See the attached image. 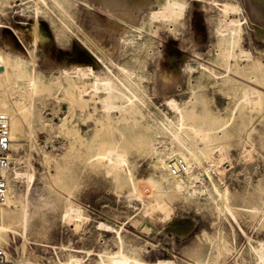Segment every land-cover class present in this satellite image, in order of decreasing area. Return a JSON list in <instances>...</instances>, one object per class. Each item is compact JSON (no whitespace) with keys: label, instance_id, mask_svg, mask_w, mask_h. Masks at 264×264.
<instances>
[{"label":"rangeland","instance_id":"rangeland-1","mask_svg":"<svg viewBox=\"0 0 264 264\" xmlns=\"http://www.w3.org/2000/svg\"><path fill=\"white\" fill-rule=\"evenodd\" d=\"M106 1L120 0H0V61L6 70L0 96L13 110L20 109L11 93L15 64L38 47L36 103L44 122H36L30 133V115L17 117L21 126L14 133L25 139H12L14 170L31 164L35 177L26 258L17 250L24 242L22 224L5 221L0 229L9 263L68 264L77 256L83 264H103L124 252L137 264H264L255 250L264 242V34L255 31H264V17L253 0H181L183 16L153 20L152 6L130 0L128 6L137 11L121 20ZM156 2L159 9L162 3ZM224 3L240 9H230L232 14L224 11ZM229 16L247 19L233 42L221 32ZM75 32L104 48L113 62L106 58L108 69L96 64ZM242 50L250 57L237 55ZM133 56L144 74L138 79V99L162 122L138 101L142 114L135 110L117 118L78 84L77 69L90 65L95 74L125 80L121 67ZM250 88L258 94L249 102L244 97ZM171 99L185 107L188 144L220 192L228 193L230 210L208 180L199 185L213 198L207 192L163 189L168 172L161 160L184 150L167 131L177 132L182 123L166 103ZM148 117L155 130L141 146L140 128ZM196 125L208 130V144ZM159 129L174 145L155 141ZM190 162L192 173L202 177L196 162ZM20 186L23 190L26 184Z\"/></svg>","mask_w":264,"mask_h":264},{"label":"bare ground","instance_id":"bare-ground-1","mask_svg":"<svg viewBox=\"0 0 264 264\" xmlns=\"http://www.w3.org/2000/svg\"><path fill=\"white\" fill-rule=\"evenodd\" d=\"M129 1L130 0H120L118 3L115 2L112 5L108 4V3H110L109 1H106V3H107V7H112V9H114V10H110L109 12H113L114 13L113 16L122 20L125 17H127V18L133 17L132 16V15H134L133 13H136V11H137L136 9L135 10L132 9L133 7L130 8V6H128ZM156 1L162 3L161 7L159 9H157V8L155 9V7H154L153 3ZM139 2H140L141 6L143 4L147 5L148 7L152 6L151 17L153 20H155V19L158 20V19H160V17L163 19L164 18L168 19L170 21L175 20L177 17L183 16L185 11H186V6L181 0H139ZM253 3H254V7H255L258 15L261 17H264V0H253ZM140 5H139V7H140ZM58 7L61 9V11L63 13H66L64 11V9L62 8V5L59 4ZM139 7H138V9H139ZM222 7H223L224 11L229 10V12H231L230 9L231 10L233 9L234 10L233 12H236L235 10L239 11V9H240L239 5H234L231 3H224V4H222ZM224 13H226V12H224ZM223 16H224V14H223ZM225 16H228V15L225 14ZM68 18L70 19L72 24H76L71 17L68 16ZM223 18L225 20V17H223ZM229 18H230V16H229ZM224 22H227V21H224ZM158 23L160 24L161 22H158ZM221 23L223 24V21ZM244 23H247L246 18H244L243 22L240 20H237L235 18H232V19L230 18L229 23H227L228 24L227 27L226 28L224 27L225 29H223V31H221V32L222 33L225 32L226 37L228 36L227 39L230 38L233 42L234 39L236 37H239V35L242 33V32L240 33V31L242 30V26ZM222 24L220 25V27L222 26ZM225 24H223V26H226ZM167 26H168V23H167ZM218 26H219V24H218ZM218 26H217V29H218ZM220 27H219V32H220ZM221 30H222V28H221ZM36 31H38V30H36ZM255 31H257L258 35L264 34V31H262V30L255 29ZM74 36L95 57L96 64L103 65L105 68L108 69V66H107L108 61L106 60V58H109V61L111 63H113L112 60L110 59L108 53L106 51H103L104 48L102 49L101 45H100L101 47L96 45L95 41L93 39H90L91 37L90 38H89V36L86 38L84 37L85 38L84 39L80 36V34H78V32H75ZM82 36H84V35H82ZM131 38L132 37H128V38H126V40H131ZM219 41H221V40H219ZM232 42L230 45H232V48H233ZM91 43H92V45H91ZM37 48L34 49L33 52H31L30 58L21 59V60L17 61V63L15 64L17 74H15V71H14V74L16 75V76L15 75L14 76L16 78L13 81L14 84H12L13 88L12 87H9V88H12L11 93L17 95L16 99L18 100L19 106H21L20 109H18L16 111L13 110L11 105L9 104V102L6 99L2 98V96H0V113L9 115V117L11 119V130H12L11 138L17 139L19 141L23 140L25 138L23 136H20V135L14 133V131L19 130V128L21 126L20 125L21 120H19L17 118L18 115L22 114V117L24 119H25L26 115H30L29 122H28V128L30 130V133L33 132V129L35 127L36 122L38 123V125H44V122L42 120V116H41L40 111H39V106H37V103H36L37 99L40 98V94L38 92V90L40 88V84H39L40 83V75L38 72V68H39L38 63L39 62H38V56H37ZM226 48H228V47H226ZM243 51L244 50H242V52H240L237 55H239V56L244 55L246 58V55L249 52L245 53ZM29 53H30V51H29ZM0 56H2V55H0ZM248 56L250 57L249 54H248ZM236 58L238 59V57H236ZM0 59H2V58H0ZM230 59H231V57H230ZM252 60H254V59H252ZM137 61H138L137 58L133 56V57L129 58L128 61L126 62V64L121 67L123 69L122 71L124 72V74L126 76L125 80L120 78L119 76L118 77H116L114 75H112V76H107V75L100 76L98 74H95L94 69L92 68L91 65L87 66L85 68H79V69H77V74L79 77V80L77 78L78 84L81 86H84V87H82L83 88L82 91H83V93H85L87 95V97H91L93 95H96V97L99 98V100L103 103L104 109L113 115H117V118H118L119 113L135 112V110H137V113L142 114V110H140L139 107H136L137 105L135 104V101H138L139 103L142 104V106L144 108H146L149 111V113H151L152 115L154 114L156 120L160 121L159 116L155 113H152L149 106L146 103H144L138 99L136 90H141L142 85H141V82L138 83V79L140 77L142 78V75H141L142 71H139V69H137V64H138ZM196 70L198 71V69H196ZM196 70H195V72H196ZM5 72H6V70H5V66H4V61L3 62L0 61V76H3V74H5ZM77 74L75 73L76 76H77ZM142 74H143V72H142ZM143 76H144V74H143ZM147 77H145V78L147 79ZM8 81H10V80L8 79ZM73 83H75V81H73ZM9 86H11V84H9ZM6 87H8V86H6ZM6 87L4 86L5 90L8 89V88L6 89ZM73 88H76V87H73ZM66 89L67 88L65 87L64 90H66ZM256 93L258 94V92L255 91L253 88L248 89V91H246V94L244 97L245 101H249V102L253 101L251 99L255 98ZM166 103L179 116L180 121H182V123L178 127L177 132L173 131L172 129H169V128L167 129V131L172 136V138L176 139L179 142V144L184 148V150L178 148V150L175 151V154H174V156H172V158L170 157V158L161 160L160 165L162 168L167 170L168 175L166 176V182H164V185H163L164 188L162 187V185H160V187L163 188L164 190L177 189L179 191L182 190V191H187V192H191L194 194L207 192L209 194L208 196L212 197V194L208 189H204V188L200 187V185H199V184H204V181L208 180L213 185V188L215 189L216 193L219 195L222 203H224L226 208L230 210L231 206L228 202V200H229L228 193L226 191L224 193L220 192V190L218 189L214 179L212 178V176L210 175L208 170L205 167H203V164L201 162L199 155L188 144V141H187L188 137L185 136V134H184V130L187 129V128H185L186 124L184 123V120L186 119V117H184V111L186 110V109L184 110L185 107L183 106L182 103H180L174 99L168 100ZM149 121H151L150 117H148V120L144 119V121H142L143 125H141V128H140V130H141L140 135L141 136H140V142H139V144L141 146L145 143V141L147 139L153 137V133H154L155 129H153L152 127L150 128ZM160 122H162V121H160ZM194 128H196L199 131V133H201L202 137L204 138L203 141L205 140V142L208 144L207 140L210 139V136L207 133L208 130L206 129V127H205V129L202 126H197ZM158 131L160 133L156 134V139H155V141H157L158 144H162V143L165 144V142L169 141V142H172L171 146L174 145V142L171 139V137H169V135H167L165 133L163 134L161 129H159ZM199 133L197 135L200 136ZM197 138H198V136H197ZM199 141L202 142V139H200ZM205 142H203V143H205ZM167 144H169V143H167ZM176 159L182 160L184 163L187 164L188 171L186 172L185 175H181V176L173 175V173L170 171L169 164L172 160H176ZM190 159H192L194 162H196L198 168L201 169L200 171H201V173H203L202 177H196L194 175V173H192ZM27 166H28V168L26 167L27 169L25 171L14 170L11 173V175L13 176L12 177L13 181L15 182L14 183V189L11 192L9 189V193H8L7 198L3 202H0V229L4 228V224H5L4 222L5 221H15L16 223L20 222V224H22L21 226H22L23 231H24V242H23V244H21V246H18L17 250L19 251V254H22V256L25 258L29 254V248H28L29 239L27 236V232H28V229L31 225L30 224L29 208H30L32 203H31L30 193H31L32 188L34 186L33 183H34V177H35L34 169L32 167L33 165L29 164ZM11 175H10V177H11ZM21 183L26 184V186L23 190H21V188H22L20 186ZM198 195H200V194H198ZM132 196L139 198V197H141V193H140V191H133ZM142 200L146 201V200H148V198H146L144 196L142 198ZM249 208H251V207H249ZM245 210H246V208H245ZM243 233L245 234L244 231H243ZM0 240H2L1 236H0ZM261 245H262V248H260V249L255 248L256 254H257V257H258V260L260 263L262 262V260H264V253L262 251V249L264 247V242H262ZM0 248H2V247H0ZM225 252H226V250H225ZM218 253L219 252L217 251V254ZM218 257H219V255H218ZM220 257H221V255H220ZM29 260L30 261H36L34 259H29ZM67 262H68V264H83L82 259H80L77 256H71ZM29 264H35V263L30 262ZM103 264H137V259H134V258L126 255L124 252H120V253L112 255L111 257H109L108 260L103 261ZM158 264H164V263L159 262Z\"/></svg>","mask_w":264,"mask_h":264},{"label":"built area","instance_id":"built-area-1","mask_svg":"<svg viewBox=\"0 0 264 264\" xmlns=\"http://www.w3.org/2000/svg\"><path fill=\"white\" fill-rule=\"evenodd\" d=\"M12 130L9 115L0 113V202H3L9 193L10 175L14 171L12 160ZM169 169L173 175H185L187 164L182 160H172ZM149 195V191H147ZM0 264H10L6 248H0Z\"/></svg>","mask_w":264,"mask_h":264}]
</instances>
